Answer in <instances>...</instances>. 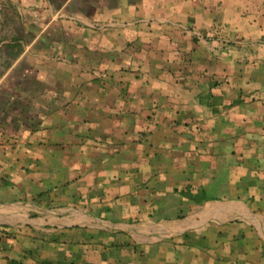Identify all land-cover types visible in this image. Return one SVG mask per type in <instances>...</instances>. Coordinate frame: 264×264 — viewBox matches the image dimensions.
<instances>
[{
    "label": "crops",
    "instance_id": "obj_1",
    "mask_svg": "<svg viewBox=\"0 0 264 264\" xmlns=\"http://www.w3.org/2000/svg\"><path fill=\"white\" fill-rule=\"evenodd\" d=\"M126 2L0 0V264H264V0Z\"/></svg>",
    "mask_w": 264,
    "mask_h": 264
},
{
    "label": "rangeland",
    "instance_id": "obj_2",
    "mask_svg": "<svg viewBox=\"0 0 264 264\" xmlns=\"http://www.w3.org/2000/svg\"><path fill=\"white\" fill-rule=\"evenodd\" d=\"M93 2L97 3L96 5H100V4H106L107 5V4H110L112 7L113 6L116 7V6L120 5V4L121 5H125L127 3L126 0H93ZM88 8H89L88 10H94V8L91 7V6H89Z\"/></svg>",
    "mask_w": 264,
    "mask_h": 264
}]
</instances>
